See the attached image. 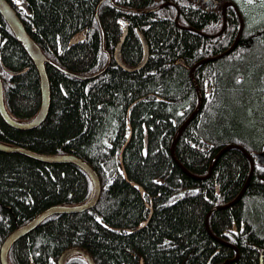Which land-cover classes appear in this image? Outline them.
<instances>
[{
	"label": "trees",
	"instance_id": "1",
	"mask_svg": "<svg viewBox=\"0 0 264 264\" xmlns=\"http://www.w3.org/2000/svg\"><path fill=\"white\" fill-rule=\"evenodd\" d=\"M7 1L44 54L68 73L47 64L51 106L46 120L25 131L10 127L0 115V141L40 154L76 155L96 170L102 184L94 208L48 217L12 246L10 264H57L71 247L88 250L96 264L264 261V165H254L238 202L209 218L211 232L228 244L206 228L208 213L234 201L251 171L240 149L218 154L230 145L249 154L264 151V1L236 0L244 20L237 46L195 70L202 92L207 85L211 95L203 97L182 132L175 157L196 177L211 171L202 180L187 174L171 154L180 126L198 102L189 70L177 62L192 68L228 51L241 26L235 9L226 11L223 29L221 10L207 11L195 0H19L28 12L16 6L17 0ZM123 26L128 34L121 56L128 67L144 55L139 31L146 37L149 57L141 70L125 71L115 61ZM82 33L85 39L71 45ZM2 67L27 71L11 77ZM98 73L88 80L75 77ZM0 75L11 116L33 119L41 106L40 76L1 14ZM128 123L132 135L121 163ZM120 170L128 180L120 174L114 178ZM128 181L141 186L144 196ZM91 195L90 178L74 164L0 151V247L41 212L80 205ZM235 248L239 258L232 261ZM67 264L88 263L78 256Z\"/></svg>",
	"mask_w": 264,
	"mask_h": 264
},
{
	"label": "water",
	"instance_id": "2",
	"mask_svg": "<svg viewBox=\"0 0 264 264\" xmlns=\"http://www.w3.org/2000/svg\"><path fill=\"white\" fill-rule=\"evenodd\" d=\"M198 1H203L204 3L211 4V5L212 4L217 5L219 3L217 0H198ZM22 6L26 10H28L26 3L22 4ZM228 6H233L235 8V10L237 11L241 26H240V30L238 32V35H237V38H236L234 45L226 53L231 52L237 46L238 41L240 40V37L242 34V30L244 28V20L242 18L241 13L239 12V9L237 8V6L234 3L228 1L224 4L223 10L225 11ZM136 12H140V13L148 12L149 13V12H152V10H146V11L136 10ZM0 13L4 17V19L7 21L9 27L13 31V33H14L15 37L17 38V40L19 41V43L22 45L24 50L27 52V54L32 59L34 65L36 66L37 71L40 75V80H41V106L39 108L38 113L36 114V116L32 120L20 121V120L15 119L14 117H12L11 114L7 110V107L5 104L3 81H2V78L0 76V115L4 119V121L10 127L14 128V129L25 130V131L32 130V129L39 127L46 120V118L49 114L50 106H51V87H50V80L48 77L46 65L47 64H53L56 67H58V66L56 64H54L44 54V52L39 47V45L31 38V36L29 35V33L27 32V30L24 26L23 21L20 19V16L17 14L16 10L11 6V4L7 0H0ZM102 32H103V30H102ZM127 34H128V27L123 26V35H122L119 43L117 44V46L115 48V52H114L115 53V60L125 71L135 72V71L143 69L144 66L146 65V63L148 61V57H149V46H148V42H147L144 34L142 32H139V35H140V38H141V41L143 44V48H144V56H143L142 60L140 61V63L137 64L136 66H134V67L126 66L122 62L121 52H122V47H123V44H124L125 39L127 37ZM103 36H104V33H103ZM83 39H85V34L82 33L80 35H76L71 39L70 44H76ZM223 55L204 59V60L200 61L197 65H195L190 71L191 79L193 81V84H194L196 91H197V94H198V106L192 112V114L188 117L186 122L181 125V127L179 128L178 136L174 140V144H173V148H172V152H173L172 154L180 166H182V165L180 164V162L176 159V157L174 155L175 146L177 144V141H178L181 133L184 131L187 124L190 121H192L194 116L201 109V105H202V101H203L201 91H200L199 86H198L196 79L194 77L195 68L199 64L201 65V64H204V63L209 62V61H216L219 58H221ZM110 56L111 55L109 54V59H108L109 63H110V59H111ZM177 64L185 65L184 62L181 60H179L177 62ZM4 71H6L11 76H16V75H20L22 73H25L27 71V69L20 71V72H12V71H9V70L4 68ZM62 71H63V69H62ZM80 78L85 79L87 77H80ZM209 92L210 91L208 90L206 92V94H209ZM128 128H130V125H128ZM130 138H131V136L129 134L128 138H127V140H128L127 143H125L121 149V152H120V162L121 163H122V154H123L124 149L126 148L128 142H129ZM234 147L239 148L245 154V156L248 157V159L250 160V163H251V171H250L249 177L246 181V184H245L243 190L238 195V197L234 201H232L231 203H229L227 205L218 206V207L213 208L208 213V215L206 217V228H207L208 232L210 233V235L212 237H214L216 240H219V241H220V239L218 237L214 236V234L211 232V229L209 227L210 215L217 210L227 208L229 206H232L236 202H238L248 187L250 178L253 175L255 163L257 165H264V151L260 152V153H254L253 156L251 157L249 155V153L244 150L243 147L231 145V146L224 148L222 153H224L228 149H231ZM0 151L5 152V153L23 154V155L28 156L32 159H35V160H38L41 162H45V163H50V164H66V163L74 164L86 172V174L89 176V178L91 180V184H92V195L87 202L82 203L80 205H74V206H53V207L41 212L40 214L35 216L32 220H30L29 222L19 226L16 230H14L6 238V240L4 241V243L0 249V263L1 264H10L8 261V254H9L11 247L13 246V244L16 241H18L19 239L28 235L32 231H34L45 219H47L48 217H50L54 214L82 213L88 209L95 207L96 204L98 203L99 199H100V196H101L102 184H101L100 177H99L98 173L96 172V170L91 165H89V163L87 161H85L84 159L79 158L73 154H60V155L40 154V153H36L32 150H29L27 148H24V147H21L18 145H10V144L4 143L2 141H0ZM222 153L218 154L217 158H219ZM183 169L187 174L192 175L193 177H195L197 179L201 178V177L194 176L192 173H190L185 168H183ZM122 176L124 179L128 180L126 174L122 173ZM128 182L133 187L137 188L141 192V194L144 196V189L141 186H136V183L131 182V181H128ZM150 217H151V214H150L148 220L143 225H141V227H140L141 229L147 225ZM74 256H83L88 264H96L94 258L88 252V250H86L82 247H71V248L65 250L60 255L57 264H67L69 259L73 258ZM229 262H231V260L226 261L223 264H228ZM141 264H143V260H141Z\"/></svg>",
	"mask_w": 264,
	"mask_h": 264
},
{
	"label": "bare ground",
	"instance_id": "3",
	"mask_svg": "<svg viewBox=\"0 0 264 264\" xmlns=\"http://www.w3.org/2000/svg\"><path fill=\"white\" fill-rule=\"evenodd\" d=\"M8 2H9V1H8ZM9 3H10V2H9ZM22 4H24V3H17L16 6H17L19 9L26 10V9L22 6ZM166 5H167V4H166ZM11 6H12V5H11ZM163 6H165V5H163ZM12 7H13V6H12ZM13 8H14V7H13ZM14 9H15V8H14ZM26 11L28 12V10H26ZM0 14H1V13H0ZM17 14H18V13H17ZM2 17H3V16H2ZM3 18H4V17H3ZM98 19H99V17H98ZM5 21H6V20H5ZM177 21H178V19H177ZM6 23H7V21H6ZM7 24H8V23H7ZM8 26H9V25H8ZM10 29H11V28H10ZM11 31H12V30H11ZM12 32H13V31H12ZM13 34H14V33H13ZM29 35H30V34H29ZM14 36H15V35H14ZM31 38H32V37H31ZM16 39H17V38H16ZM32 39H33V38H32ZM103 39H104V36H103ZM83 40H84V39H83ZM81 41H82V40H81ZM18 42H19V41H18ZM79 42H80V41H79ZM79 42H78V43H79ZM141 42H142V41H141ZM76 44H77V43H76ZM71 45H74V44H71ZM142 45H143V44H142ZM21 46H22V45H21ZM39 47H40V46H39ZM23 49H24V48H23ZM233 50H234V49H233ZM143 51H144V48H143ZM226 52H227V51H226ZM226 52H225V53H226ZM26 53H27V52H26ZM225 53H223L224 55H223V54H221V55L225 56L226 54H228V53H226V54H225ZM229 53H230V52H229ZM28 56H29V55H28ZM143 56H144V55H143ZM219 56H220V55H219ZM223 56H222V57H223ZM29 57H30V56H29ZM108 57H109V56H108ZM222 57H221V58H222ZM110 58H111V56H110ZM114 58H115V53H114ZM121 59H122V56H121ZM219 59H220V58H219ZM31 60H32V59H31ZM115 61H116V60H115ZM181 61H182V60H181ZM32 62H33V61H32ZM110 62H111V59H110ZM122 62H123V61H122ZM108 63H109V62H108ZM198 63H199V62H198ZM198 63H197V64H198ZM33 64H34V63H33ZM54 64H55V63H54ZM117 64H118V63H117ZM197 64H195V65H197ZM204 64H205V63H204ZM52 65H53V64H52ZM56 65H57V64H56ZM118 65H119V64H118ZM180 65H182V64H180ZM195 65H194V66H195ZM199 65H200V64H199ZM199 65H198V66H199ZM201 65H202V64H201ZM57 66H58V65H57ZM119 66H120V65H119ZM183 66H184V65H183ZM194 66H193V67H194ZM198 66H197V67H198ZM35 67H36V66H35ZM55 67H56V66H55ZM58 67H59V66H58ZM58 67H57V68H58ZM120 67H121V66H120ZM193 67H192V68H193ZM197 67H196V68H197ZM4 68H5V67H2V71L5 72L6 74H8L6 71H4ZM121 68H122V67H121ZM192 68H190V71H191ZM196 68H195V70H196ZM5 69H6V68H5ZM36 69H37V68H36ZM59 69L62 70V68H60V67H59ZM122 69H123V68H122ZM7 70H8V69H7ZM9 71H10V70H9ZM12 72H13V71H12ZM19 72H20V71H19ZM63 72L68 73V72H67L66 70H64V69H63ZM194 73H195V71H194ZM99 74H100V73L95 74V75H93V76H80V75H75V77H77V78H80V77H87V78H85V79H83V80H88V79H92V78L97 77ZM8 75L11 76L10 74H8ZM0 76H1V75H0ZM16 76H18V75H16ZM39 76H40V75H39ZM11 77H14V76H11ZM194 77H195V76H194ZM1 78H2V77H1ZM190 78H191V76H190ZM80 79H82V78H80ZM191 80H192V79H191ZM40 82H41V80H40ZM192 82H193V81H192ZM196 82H197V81H196ZM197 84H198V83H197ZM198 86H199V85H198ZM194 87H195V86H194ZM199 89H200V87H199ZM195 90H196V88H195ZM208 90L211 92V88H208L207 91H208ZM200 91H201V90H200ZM210 92H209V93H210ZM201 94H202V93H201ZM207 95H209V94H207ZM197 99H198V97H197ZM202 99H203V96H202ZM202 102H203V101H202ZM197 106H198V102H197ZM197 106H196V107H197ZM195 109H196V108H195ZM128 116H129V115H128ZM127 118L129 119V117H127ZM3 120H4V119H3ZM31 120H32V119H31ZM185 122H186V121H185ZM185 122H184V123H185ZM190 122H191V121H190ZM190 122H189V123H190ZM189 123H188V124H189ZM188 124H187V126H188ZM128 125H130V123H128ZM128 125H127V128H128ZM187 126H186V127H187ZM180 127H181V126H180ZM186 127H185V128H186ZM128 129L130 130V132L128 133V135L130 134V136H131V135H132V134H131V133H132V132H131V125H130V128H128ZM184 130H185V129H184ZM178 132H179V130H178ZM181 134H182V133H181ZM128 135L126 136V142H125V143H127V141H128V140H127ZM177 136H178V134H177ZM177 136H176V137H177ZM180 136H181V135H180ZM176 137H175V139H176ZM179 138H180V137H179ZM175 139H174V140H175ZM178 140H179V139H178ZM147 141H148V137L146 136V137H145V142H147ZM177 142H178V141H177ZM128 143H129V142H128ZM173 144H174V142H173ZM176 145H177V144H176ZM230 146H231V145H230ZM234 146H237V145H234ZM122 147H123V146H122ZM227 147H228V146H227ZM172 148H173V145H172ZM172 148H171V154L173 153V152H172ZM175 148H176V146H175ZM234 148H236V147H234ZM231 149H233V148H231ZM237 149H239V148H237ZM228 150H229V149H228ZM222 151H223V150H222ZM222 151H221L220 153H222ZM174 152H175V149H174ZM253 154H254V153H253ZM253 154H249V155L252 157ZM57 155H60V154H57ZM174 155H175V153H174ZM172 156H173V154H172ZM173 157H174V156H173ZM247 158H248V157H247ZM174 159H175V158H174ZM249 161H250V160H249ZM70 164H71V163H70ZM250 164H251V163H250ZM255 164H256V163H255ZM178 165H179V164H178ZM179 166H180V165H179ZM180 167L182 168L183 166H180ZM79 168H80V167H79ZM183 168H184V167H183ZM80 169H81V168H80ZM83 171H84V170H83ZM84 172H85V171H84ZM121 172H122V170L119 171V173H115L114 178L117 177V174H120V175L122 176V173H123V172H122V173H121ZM85 173H86V172H85ZM123 174H124V173H123ZM210 175H211V171H210V173H209V176H210ZM209 176L201 177L200 179H201V180H202V179H206V178H208ZM88 177H89V176H88ZM122 177H123V176H122ZM90 181H91V180H90ZM136 186H137V184H136ZM89 199H90V198H89ZM86 202H87V201H86ZM96 205H97V204H96ZM93 208H94V207H93ZM91 209H92V208H91ZM88 210H90V209H88ZM75 214H77V213H75ZM54 215H56V214H54ZM52 216H53V215H52ZM210 216H211V215H210ZM209 218H210V217H209ZM45 220H46V219H45ZM140 227H141V225L137 228V230H140V229H141ZM15 230H16V229H15ZM234 231H236V230H234ZM9 235H10V234H9ZM9 235H8V236H9ZM24 237H25V236H24ZM5 240H6V239H5ZM19 240H20V239H19ZM220 241H221L222 243L228 244V243L225 242L224 240H221V239H220ZM16 242H17V241H16ZM16 242H15V243H16ZM3 243H4V242H3ZM15 243H14V244H15ZM14 244H13V245H14ZM2 245H3V244H2ZM1 247H2V246H1ZM11 248H12V247H11ZM235 249H236V251H237V255H236V258H234L232 261H235L236 259L239 258V251H238L237 248H235ZM10 250H11V249H10ZM9 252H10V251H9ZM8 257H9V254H8ZM74 257H78V256H74ZM80 257H83V256H80ZM83 258H84V257H83ZM84 259H85V258H84ZM260 264H264V261L262 260V257L260 258Z\"/></svg>",
	"mask_w": 264,
	"mask_h": 264
},
{
	"label": "flooded vegetation",
	"instance_id": "4",
	"mask_svg": "<svg viewBox=\"0 0 264 264\" xmlns=\"http://www.w3.org/2000/svg\"><path fill=\"white\" fill-rule=\"evenodd\" d=\"M196 2H195V4L196 5H200V6H203L207 11L208 10H210L211 8H217V9H220L221 10V13H222V15H223V17H224V26H223V29H225V14H226V11L228 10V8H232V9H235L233 6H228L227 8H226V10L224 11L223 10V8H224V4L227 2V1H230V2H232V3H234L236 6H237V8H238V4H237V1L236 0H225V1H222V0H218L219 1V3L217 4V5H214V4H207V3H204L203 1H198V0H195ZM244 1H246L248 4H251V5H255L256 4V2H258V1H264V0H244ZM236 11V10H235ZM236 13H237V11H236ZM139 32H141V31H139ZM140 36V35H139ZM186 66H184L186 69H188L189 70V75H190V68H189V66L187 65V64H185ZM183 66V65H182ZM209 87L206 85L205 86V88H204V93L202 92V90H201V88H200V90H201V93H202V96L203 97H208L209 95H211L210 93H209V95H207L206 94V92H207V89H208ZM196 93H197V91H196ZM197 97H198V94H197Z\"/></svg>",
	"mask_w": 264,
	"mask_h": 264
},
{
	"label": "snow or ice",
	"instance_id": "5",
	"mask_svg": "<svg viewBox=\"0 0 264 264\" xmlns=\"http://www.w3.org/2000/svg\"><path fill=\"white\" fill-rule=\"evenodd\" d=\"M17 3H19V0H17Z\"/></svg>",
	"mask_w": 264,
	"mask_h": 264
},
{
	"label": "rangeland",
	"instance_id": "6",
	"mask_svg": "<svg viewBox=\"0 0 264 264\" xmlns=\"http://www.w3.org/2000/svg\"><path fill=\"white\" fill-rule=\"evenodd\" d=\"M3 244V243H2ZM2 246V245H1ZM0 249H1V247H0Z\"/></svg>",
	"mask_w": 264,
	"mask_h": 264
}]
</instances>
